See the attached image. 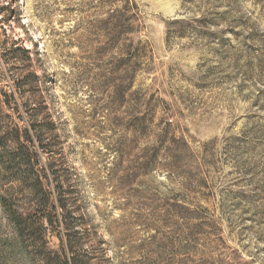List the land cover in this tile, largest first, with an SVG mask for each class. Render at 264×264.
Returning a JSON list of instances; mask_svg holds the SVG:
<instances>
[{"label": "rangeland", "instance_id": "obj_1", "mask_svg": "<svg viewBox=\"0 0 264 264\" xmlns=\"http://www.w3.org/2000/svg\"><path fill=\"white\" fill-rule=\"evenodd\" d=\"M0 10V264H264V0Z\"/></svg>", "mask_w": 264, "mask_h": 264}, {"label": "trees", "instance_id": "obj_2", "mask_svg": "<svg viewBox=\"0 0 264 264\" xmlns=\"http://www.w3.org/2000/svg\"><path fill=\"white\" fill-rule=\"evenodd\" d=\"M1 12L2 11L0 10V13ZM20 138L21 137L18 135L11 136L10 138L11 141L13 142V145L15 146L9 152L10 162L15 163L19 166L20 165L24 166L26 170L25 178L31 181L30 183L31 188L34 191L36 190L37 192H41L45 194V196L47 197L48 192H47V189L45 188V185L41 181V177L37 176L36 178H34L33 176H30L31 174L34 175V168H33V165L31 164V159H30V151H29L30 149L27 143H25V141L20 142ZM47 200H48V197H47ZM2 203H3V206L6 208V212L8 213V218L10 219V222L13 225V229L15 230L14 237L11 238V240H13L12 248H15L17 246V242L19 244L18 246H21V243L23 242L24 238H26L27 236H32L33 239L36 240V236H34V234H32V231H31L32 222L30 218L28 216L23 217L21 214H18L17 211L13 210L12 208H9L10 205L7 202V199L4 198ZM59 221L61 220L59 219ZM48 223L53 226L55 222L52 219L48 218ZM22 249H24V247L21 246V250ZM68 253H70V260H71L70 262L72 263L75 262L76 259L73 256V253L69 251Z\"/></svg>", "mask_w": 264, "mask_h": 264}]
</instances>
